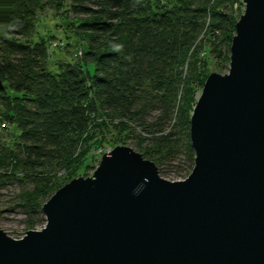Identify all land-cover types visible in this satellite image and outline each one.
I'll list each match as a JSON object with an SVG mask.
<instances>
[{
    "label": "water",
    "instance_id": "95a60500",
    "mask_svg": "<svg viewBox=\"0 0 264 264\" xmlns=\"http://www.w3.org/2000/svg\"><path fill=\"white\" fill-rule=\"evenodd\" d=\"M243 3L229 72L192 112L189 176L117 145L43 204L42 229L0 228V264H264V0Z\"/></svg>",
    "mask_w": 264,
    "mask_h": 264
},
{
    "label": "trees",
    "instance_id": "16d2710c",
    "mask_svg": "<svg viewBox=\"0 0 264 264\" xmlns=\"http://www.w3.org/2000/svg\"><path fill=\"white\" fill-rule=\"evenodd\" d=\"M66 1L0 0V30L6 32L0 34V119L14 128L11 142L0 140V168L11 170L0 173V186L14 178L34 182L38 193L20 204L31 216L38 212L39 197L53 188L55 169L72 166L79 141L90 125H106L104 115L120 119L121 125L157 112L143 128L149 135L155 129L162 134L172 124L190 128L196 104L189 105L185 92L195 81L198 39L201 34L218 39L216 32L225 31L230 44L236 33L234 14L225 11L234 0H98L97 9L86 0H70L71 12L86 15L77 27L87 47L77 61L52 68L48 42L32 35L38 12ZM175 135L174 130L153 137L162 150L144 157L156 161L173 153L180 139L174 140L176 147L168 140ZM187 147L194 161L190 142Z\"/></svg>",
    "mask_w": 264,
    "mask_h": 264
},
{
    "label": "rangeland",
    "instance_id": "374dc122",
    "mask_svg": "<svg viewBox=\"0 0 264 264\" xmlns=\"http://www.w3.org/2000/svg\"><path fill=\"white\" fill-rule=\"evenodd\" d=\"M98 0H86V5L92 9H97ZM242 1V2H241ZM70 0H67L65 4L58 7H47L38 12L35 21V32L32 35V39L38 40L44 38L48 47V54L51 61L52 68L58 66L60 61H72L75 62L83 54L84 46L87 41L83 37L85 33L81 31L77 26V20L86 18V15H76L69 10ZM233 7L226 9V13L230 15L234 14L233 21H238L241 15L244 13L245 5L243 0H234ZM68 9V10H67ZM67 21L74 22L72 25H67ZM209 22V19L207 20ZM229 24V23H227ZM228 27V26H227ZM229 35L233 34L232 25L229 24ZM225 32V31H224ZM216 32V35H221L218 39H207L204 34H201L198 41H202L201 49L198 51L199 59L196 66L195 81L191 83V90L186 96L191 99L190 106H193L198 101L204 86L206 78L213 72L225 74L229 72L230 67V44L228 40H225V33ZM1 33H6L4 30H0ZM205 33V32H204ZM235 34V33H234ZM53 36V37H51ZM24 39V37H21ZM82 39L84 40L82 43ZM216 40L218 43H213ZM223 40V42H222ZM230 46V48H229ZM207 49V54L206 50ZM90 70H93V64H88ZM185 75H187V67H185ZM191 116H192V112ZM157 112H153L149 117L142 118L141 120H126L123 124H119L118 118L114 116H100L101 120L104 118V124L100 127L94 125L89 126V130L83 135L79 141L75 153H73L74 162L72 166L68 168L55 169L53 188L48 190L45 194L39 197L40 205L38 212L34 216L29 215L21 203H24L25 196H32V194L38 193L37 185L30 179L25 178L19 181L14 178L8 180L4 185L0 186V228L6 231L11 237L21 238L30 229H42L46 225V217L42 211L43 204L63 185L68 183L74 178L92 176L96 168L100 165L103 154L113 150L117 145L128 146L135 151L142 154H153L155 151L162 150L160 143H153L152 139L160 137L162 134L172 133L175 130L180 144L176 150L171 154H162L161 160H153L150 157L146 158L156 163L159 173L162 177L170 181L185 180L192 172L194 167V161L191 160V154L189 153L187 143L191 144V137H188L190 128L183 126L181 128H175L172 125L166 126L164 132L154 130L150 135L143 129L147 123H151L155 120ZM191 119V118H190ZM117 126V127H116ZM180 127V126H179ZM14 129V128H13ZM12 125L5 120L0 119V140L5 143L11 142ZM152 135V136H151ZM174 139L168 140L170 144H174V140L177 139L176 135ZM160 141V139H159ZM170 148V147H169ZM165 150L161 151L164 152ZM145 158V157H144ZM195 158V157H194ZM88 164H83L85 161ZM11 171L9 168H0V173ZM53 172V173H54ZM17 177V175H16ZM6 181V180H5ZM34 221V223H32Z\"/></svg>",
    "mask_w": 264,
    "mask_h": 264
}]
</instances>
